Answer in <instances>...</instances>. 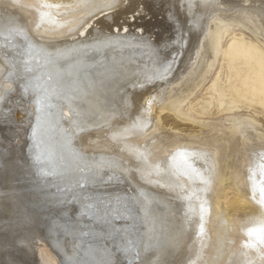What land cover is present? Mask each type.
<instances>
[{"label": "bare ground", "instance_id": "bare-ground-1", "mask_svg": "<svg viewBox=\"0 0 264 264\" xmlns=\"http://www.w3.org/2000/svg\"><path fill=\"white\" fill-rule=\"evenodd\" d=\"M228 21L264 41V0H0L5 141L23 117L0 151V264H264L248 235L264 227V132L242 128L222 157L160 106ZM11 161L30 171L15 179ZM54 201L74 222L42 230Z\"/></svg>", "mask_w": 264, "mask_h": 264}, {"label": "rangeland", "instance_id": "rangeland-1", "mask_svg": "<svg viewBox=\"0 0 264 264\" xmlns=\"http://www.w3.org/2000/svg\"><path fill=\"white\" fill-rule=\"evenodd\" d=\"M160 106L196 125L198 144L216 147L222 157L230 147L241 154L242 128L264 132V41L237 22L218 23L196 74ZM240 166L239 159L231 180L220 182L216 194L232 183Z\"/></svg>", "mask_w": 264, "mask_h": 264}, {"label": "water", "instance_id": "water-1", "mask_svg": "<svg viewBox=\"0 0 264 264\" xmlns=\"http://www.w3.org/2000/svg\"><path fill=\"white\" fill-rule=\"evenodd\" d=\"M21 118V119H20ZM20 120L19 119H17V112L16 111H14L13 112V115H12V120L7 124V128L9 129V131L10 132H13L14 133V135L15 136H13L11 139H8L7 141H5L4 139H3V137H2V134H1V130H0V151L2 150L3 151V149H4V147H6V149H8V150H11V149H13V150H16L17 149V146L18 145H21V140H22V138H20V136H22V132L20 131V127H18V126H16L17 124V122H19V121H21V120H23V117L22 116H20ZM15 121H16V123H15ZM19 133H21V134H19ZM9 146H8V145ZM3 147V148H2ZM10 152H12V151H10ZM0 155L2 156V155H4L5 156V154L3 153V154H1L0 153ZM13 156V153H10V158ZM18 156V155H17ZM3 157V156H2ZM4 158V157H3ZM5 159V158H4ZM5 160H8L7 158L5 159ZM2 162H3V160H1ZM1 161H0V163H1ZM12 162V164H13V172H14V177H15V179H19L20 178V176L21 175H24V174H27L28 173V169L30 168H28V167H25L24 168V166H23V163L21 164V163H14L13 161H11ZM22 162V161H21ZM4 163V162H3ZM6 166V165H5ZM5 166H0V175L2 176V177H5V179H8V177H7V169L3 172L2 171V169L5 167ZM11 167H12V165H11ZM29 171H30V169H29ZM34 181H35V179H34ZM26 185H28V184H26ZM34 190H37V188H35ZM23 200H26L25 201V203H27V204H29V202H30V200H31V198H28V197H23L22 198ZM29 201V202H28ZM61 202H62V204L61 205H63V203L65 204V203H67V202H65V200L63 199H61L60 200ZM59 201H54L53 203H51V205L49 204V203H44L43 204V206H45V207H47L48 208V210H47V217H46V220H45V222L41 225V227H42V230H45V228H47V226H49L50 225V221L51 220H60V222L62 223V224H66V223H71V222H74V220H73V218H72V216H70V214L71 213H65L63 216H62V214H61V210H63V208L62 207H59V208H56L55 207V205L58 203ZM52 204H53V206L55 207L54 209L52 208ZM68 204V203H67ZM81 220H83V222H88V220H85V219H82L81 218ZM90 220V219H89ZM41 242H42V240H41ZM133 264H137V262H134Z\"/></svg>", "mask_w": 264, "mask_h": 264}, {"label": "snow or ice", "instance_id": "snow-or-ice-1", "mask_svg": "<svg viewBox=\"0 0 264 264\" xmlns=\"http://www.w3.org/2000/svg\"><path fill=\"white\" fill-rule=\"evenodd\" d=\"M110 6V5H108ZM39 8H53V7H61L60 5H51V4H47V3H41L39 6ZM40 20H41V23L47 21V22H54L50 19V15L49 13L47 12H40ZM37 27H39V25H37ZM70 31H74L73 30H70ZM120 38L119 37H116L115 38V42H119ZM107 42H112V38H109V40ZM49 100H50V94L47 92V90H45V94L44 95H40L37 97V104L41 106V108H43L45 105H47L49 103ZM64 115H68L67 112L64 113ZM35 135V130H34V133ZM180 155H184L183 153H180ZM205 183H207L208 181H204ZM261 195L262 197H264V188H261ZM261 203L264 204V199L261 200ZM206 212V209L203 207V205L201 206V221H203L204 219V216H203V213ZM201 231H203V223L201 224ZM248 235L249 236H256L259 240V242L261 244H264V227H261L259 229H250L248 231ZM247 247H253L254 244L252 243H249L248 245H246Z\"/></svg>", "mask_w": 264, "mask_h": 264}]
</instances>
